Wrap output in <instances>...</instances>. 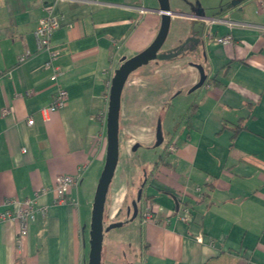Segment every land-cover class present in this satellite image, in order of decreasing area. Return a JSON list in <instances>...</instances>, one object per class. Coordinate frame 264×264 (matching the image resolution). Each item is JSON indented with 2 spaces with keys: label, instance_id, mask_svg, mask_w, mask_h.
<instances>
[{
  "label": "crops",
  "instance_id": "1",
  "mask_svg": "<svg viewBox=\"0 0 264 264\" xmlns=\"http://www.w3.org/2000/svg\"><path fill=\"white\" fill-rule=\"evenodd\" d=\"M169 2L171 33L159 52L169 58L129 76L119 121V133L133 137L131 151L136 144L153 148L158 124L167 143L149 162L137 218L125 233L104 236L102 264H264L261 0ZM51 11L60 22L52 37L58 56L47 67L50 53L36 31ZM204 19L195 48L194 25ZM161 22L157 0H0V213L10 198L38 202L21 249L19 222H0V264H88L107 149V119L100 115L108 113L115 71L152 44ZM228 34L231 43L217 42ZM197 65L206 81L192 92ZM59 88L68 92L67 104L45 116ZM122 159L109 192L116 188L124 201L123 190L134 183ZM62 175L80 182L57 204ZM185 206L193 211L188 223L176 216ZM148 209L154 216L145 220ZM126 229L135 238L139 232L140 258L122 237Z\"/></svg>",
  "mask_w": 264,
  "mask_h": 264
},
{
  "label": "water",
  "instance_id": "2",
  "mask_svg": "<svg viewBox=\"0 0 264 264\" xmlns=\"http://www.w3.org/2000/svg\"><path fill=\"white\" fill-rule=\"evenodd\" d=\"M159 3V11L161 13L162 22L159 32L150 46L145 50L138 53L137 55L124 60L120 67L115 71V74L111 81L109 102H108V113H107V129H106V139H107V149L106 158L103 170L101 172L100 178L98 180L93 206L91 214V224H90V252L88 264H102V251H103V241L104 232L110 231L111 229L121 227L122 223H112L108 227L104 226V213L105 205L107 201V195L113 181L115 171L119 162L120 156V143H119V131H120V111H121V97L124 86L129 78V76L142 66L147 65L151 61H155L158 58L167 59L169 56L161 55L159 57V52L168 36L171 21V8L169 0H157ZM206 19L196 23L194 25V31L196 32V37L192 40L195 43V48L200 44L201 39L205 34V24ZM200 71L199 82L191 89L195 91L202 87L206 81V75L204 69L201 65H197ZM161 125L158 124L157 128V144L162 143ZM138 144L134 145L133 151H136ZM146 181L142 184L136 200L132 201L131 207L127 210V216L132 220L136 219L139 210L140 203L142 201L143 187Z\"/></svg>",
  "mask_w": 264,
  "mask_h": 264
},
{
  "label": "built area",
  "instance_id": "3",
  "mask_svg": "<svg viewBox=\"0 0 264 264\" xmlns=\"http://www.w3.org/2000/svg\"><path fill=\"white\" fill-rule=\"evenodd\" d=\"M260 8L264 10V0L260 2ZM60 27V22L54 17L52 11L46 17H44L38 28H37V35L40 39L41 46L44 50L50 53V61L47 63V67H51L52 61H54L58 54L57 52L52 50V37L54 32ZM232 41V36L230 34L218 38L217 42L220 44H229ZM54 78L55 75H54ZM68 100V92L65 89L59 88L54 96L53 102L47 107L44 108L42 111L44 112L45 116L50 111H56L58 109H62L66 106ZM10 112L8 109L4 108L1 110L2 116L8 115ZM100 117H105L107 119V115ZM34 120L29 119L28 125H33ZM175 149L174 144H171L168 150L171 152ZM80 182V176H71V175H62L56 179V185L54 191L56 193L57 204L65 203V196L68 193V190L72 186L78 185ZM45 193V190H42ZM37 198L34 199H26L20 201L16 198H10L5 202L6 210L0 213V222L4 221H18L20 224L19 234L17 238V245L18 248H22V242L25 237L28 236L29 233V224L35 218V212L37 209ZM193 211L189 206L182 207L176 211L177 219L181 220L182 222H191L192 221ZM154 216L153 210L148 209V211L144 214V219L149 220L152 219ZM199 240L202 241L201 238Z\"/></svg>",
  "mask_w": 264,
  "mask_h": 264
},
{
  "label": "rangeland",
  "instance_id": "4",
  "mask_svg": "<svg viewBox=\"0 0 264 264\" xmlns=\"http://www.w3.org/2000/svg\"><path fill=\"white\" fill-rule=\"evenodd\" d=\"M200 1V0H198ZM171 33V27H170V32ZM187 40L182 42L181 46L184 47L186 45ZM167 44L163 46L161 53L166 50ZM182 49V48H180ZM161 54H159V57ZM159 60V59H157ZM163 126V125H162ZM164 127V126H163ZM163 131L166 133L165 128H163ZM164 133L162 143L160 146L155 145L153 148H145L144 146H139L136 151H131V146L134 144L131 139L133 138L131 135L127 134H121L119 133V143H120V156L123 158L122 160L124 161V170L125 172L127 171V180L129 182H132L134 184H127V188H125L123 191L126 192L127 196L123 200H121L122 193H117L116 188L112 190V192L108 193L107 195V200L106 205H105V213H104V226L105 228L108 227L112 223H122L121 227H117L114 229H111L110 231H105L104 236L105 240L107 239V236L109 233L111 234H117L120 232H123L125 228H129V226L132 223V219L127 216V210L129 207H131L132 201L136 200L138 191L140 190L142 184L145 181L146 178V173L149 171L151 167H149V162L154 161L155 159L158 158V153L163 152V148L167 143V135ZM172 143H168L166 146V151L170 152L168 150L169 146ZM155 147V148H154ZM133 152V155H132ZM145 164V166H144ZM147 164V165H146ZM118 167V165H117ZM133 168L136 170H133ZM122 170V166H121ZM136 178V181L134 180ZM140 178L139 181H137ZM117 183V179H113L111 183V187ZM109 196V197H108ZM109 198V199H108ZM117 212V213H116ZM112 217V218H111ZM112 220H111V219ZM128 223V224H127ZM127 226V227H126ZM123 228V229H121ZM132 232V231H131ZM125 233V232H123ZM122 233V234H123ZM122 237H127V239L132 243L135 249V256L137 258L141 257V252L139 249V232L137 234V237L135 238L134 233L132 232L131 234H127V229H126V235Z\"/></svg>",
  "mask_w": 264,
  "mask_h": 264
},
{
  "label": "trees",
  "instance_id": "5",
  "mask_svg": "<svg viewBox=\"0 0 264 264\" xmlns=\"http://www.w3.org/2000/svg\"><path fill=\"white\" fill-rule=\"evenodd\" d=\"M193 113H194V111H193V107H192V108H190V114H193ZM237 129H235V132L237 131ZM163 156H164V154L161 156V159L164 158ZM147 178H148V175H146V178L145 179H147Z\"/></svg>",
  "mask_w": 264,
  "mask_h": 264
}]
</instances>
